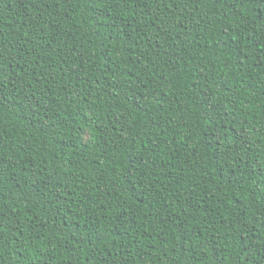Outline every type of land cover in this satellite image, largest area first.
Returning a JSON list of instances; mask_svg holds the SVG:
<instances>
[{
	"label": "trees",
	"instance_id": "trees-1",
	"mask_svg": "<svg viewBox=\"0 0 264 264\" xmlns=\"http://www.w3.org/2000/svg\"><path fill=\"white\" fill-rule=\"evenodd\" d=\"M0 264H264V0H0Z\"/></svg>",
	"mask_w": 264,
	"mask_h": 264
}]
</instances>
